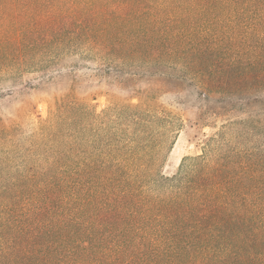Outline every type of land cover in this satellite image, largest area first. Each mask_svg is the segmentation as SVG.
<instances>
[{"label": "trees", "instance_id": "obj_1", "mask_svg": "<svg viewBox=\"0 0 264 264\" xmlns=\"http://www.w3.org/2000/svg\"><path fill=\"white\" fill-rule=\"evenodd\" d=\"M29 75L59 92L0 115V264H264V0H0V98ZM168 92L212 129L171 171Z\"/></svg>", "mask_w": 264, "mask_h": 264}, {"label": "rangeland", "instance_id": "obj_2", "mask_svg": "<svg viewBox=\"0 0 264 264\" xmlns=\"http://www.w3.org/2000/svg\"><path fill=\"white\" fill-rule=\"evenodd\" d=\"M76 57H68L63 62L61 74L64 79H61L63 88H67L68 77H70L71 71L73 76L80 79L81 86L78 89L79 94H84L85 90H91V102L95 105L98 111L103 110L109 103V95L107 93V85L105 78L96 74V65L92 61H86ZM69 73V74H68ZM29 82H32L33 87H25L24 90L17 88L13 96H6L0 98V115L5 120H10L15 114L16 109L20 106L22 100L30 102V109L32 112L28 115L24 124V134L29 135L36 127L38 122L47 117L50 97L59 92L57 88L50 85V83L42 84L38 82V79L33 78V75L27 77ZM96 82L95 84H93ZM9 84L0 83V89L6 90ZM21 87V86H19ZM123 96L124 94H120ZM136 101V100H135ZM160 102L166 106H169L177 116L184 119L186 122L185 127L179 132L173 148L166 160L165 168L167 171L174 169L183 159L184 156L195 155L200 153L201 150L197 145L199 141L204 139L203 132L209 133L212 129L209 126L195 125L188 122L187 118H191L194 115L192 108H187L184 104L177 103V96L173 92H168L160 97Z\"/></svg>", "mask_w": 264, "mask_h": 264}]
</instances>
